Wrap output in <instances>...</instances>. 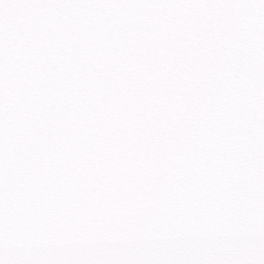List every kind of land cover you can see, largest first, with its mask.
Wrapping results in <instances>:
<instances>
[{
	"label": "snow or ice",
	"instance_id": "6c2138e0",
	"mask_svg": "<svg viewBox=\"0 0 264 264\" xmlns=\"http://www.w3.org/2000/svg\"><path fill=\"white\" fill-rule=\"evenodd\" d=\"M0 264H264V0H0Z\"/></svg>",
	"mask_w": 264,
	"mask_h": 264
}]
</instances>
